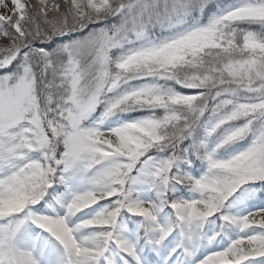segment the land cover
Instances as JSON below:
<instances>
[{
  "label": "snow or ice",
  "instance_id": "snow-or-ice-1",
  "mask_svg": "<svg viewBox=\"0 0 264 264\" xmlns=\"http://www.w3.org/2000/svg\"><path fill=\"white\" fill-rule=\"evenodd\" d=\"M0 264H264V0H0Z\"/></svg>",
  "mask_w": 264,
  "mask_h": 264
}]
</instances>
